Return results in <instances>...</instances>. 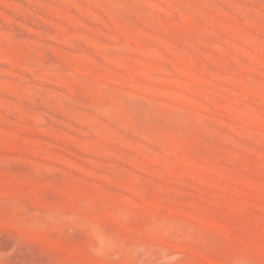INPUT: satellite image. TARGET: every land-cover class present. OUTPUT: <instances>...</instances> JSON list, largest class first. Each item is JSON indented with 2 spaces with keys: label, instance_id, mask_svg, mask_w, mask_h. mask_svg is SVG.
<instances>
[{
  "label": "rangeland",
  "instance_id": "1",
  "mask_svg": "<svg viewBox=\"0 0 264 264\" xmlns=\"http://www.w3.org/2000/svg\"><path fill=\"white\" fill-rule=\"evenodd\" d=\"M0 264H264V0H0Z\"/></svg>",
  "mask_w": 264,
  "mask_h": 264
}]
</instances>
